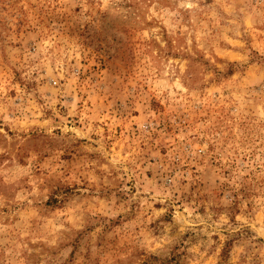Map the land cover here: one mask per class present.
Wrapping results in <instances>:
<instances>
[{"label": "rangeland", "instance_id": "1", "mask_svg": "<svg viewBox=\"0 0 264 264\" xmlns=\"http://www.w3.org/2000/svg\"><path fill=\"white\" fill-rule=\"evenodd\" d=\"M0 264H264V0H0Z\"/></svg>", "mask_w": 264, "mask_h": 264}]
</instances>
